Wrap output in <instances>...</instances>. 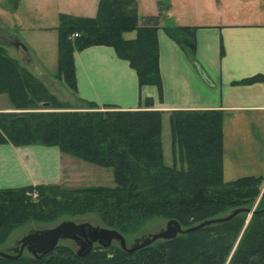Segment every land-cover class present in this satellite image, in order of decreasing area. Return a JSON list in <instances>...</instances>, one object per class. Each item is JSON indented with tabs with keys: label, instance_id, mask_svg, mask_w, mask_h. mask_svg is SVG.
<instances>
[{
	"label": "trees",
	"instance_id": "1",
	"mask_svg": "<svg viewBox=\"0 0 264 264\" xmlns=\"http://www.w3.org/2000/svg\"><path fill=\"white\" fill-rule=\"evenodd\" d=\"M14 3L17 0H13ZM140 24L136 0H99L95 16L58 15L57 77L77 92L74 52L92 45L112 46L119 58L135 69L139 85L152 84L163 98L159 67V15ZM196 60L197 26L163 27ZM135 32L132 38L125 33ZM223 53V47L221 46ZM264 81L263 74L242 84ZM0 93H6L17 111H0V143L57 145L63 153L112 169L114 186L66 188L38 184L0 188V245L11 232L30 220H51L56 195H70L71 214L97 212L108 227L130 231L160 216L184 227L247 207L251 195L240 184H260L263 176L248 175L227 181L223 175V117L221 109H178L169 113L172 163L165 161L163 112L142 108L120 109L80 99L76 108L61 103L21 61L0 46ZM49 103L46 111L40 103ZM151 98L140 104L150 107ZM238 186V188H236ZM38 191V201H31ZM253 196V197H254ZM42 203V205H41ZM42 207V208H41ZM247 214L205 225L174 238L127 252L117 242L99 245L80 256L69 244H59L37 259L28 252L17 258L0 256V264H264V204ZM247 222V223H246Z\"/></svg>",
	"mask_w": 264,
	"mask_h": 264
},
{
	"label": "crops",
	"instance_id": "2",
	"mask_svg": "<svg viewBox=\"0 0 264 264\" xmlns=\"http://www.w3.org/2000/svg\"><path fill=\"white\" fill-rule=\"evenodd\" d=\"M42 1L45 0H17L16 3L0 0V13L11 15L4 20H19L23 29L36 34L40 45L28 42L25 46L26 43L18 39L21 45L13 46L16 50L21 47L24 53L20 52L19 57H15L14 53L8 54L21 60L55 95V87L51 84L61 81L56 77L58 23H30V17L25 16V13L39 10ZM48 1L56 4L57 8L59 5L73 6L76 2L94 10L99 3V0ZM136 2L140 24L145 23V17L156 16L153 13L142 15V6L165 14L164 18H159L158 29L163 98H159L155 85H139L135 69L108 45H92L74 52L78 98L101 106L112 104L120 109L148 108L140 102L151 98L153 103L150 108L163 112V126L169 121L172 110L221 109L224 112V179L231 181L248 175L264 177V81L235 83L256 74L264 75V0ZM4 3L7 7H3ZM205 10L225 15L217 22L190 24L181 22L172 14ZM174 25L197 26L196 60L202 69L196 68L180 46L165 33L163 27ZM8 32L11 33L10 29ZM61 84L65 90L68 89L65 82ZM0 111H13L11 101L0 106ZM66 159L68 162H65ZM77 159L63 153L57 145L0 143V188L73 182L77 177L84 176L83 169L86 168L82 162L77 163Z\"/></svg>",
	"mask_w": 264,
	"mask_h": 264
},
{
	"label": "rangeland",
	"instance_id": "3",
	"mask_svg": "<svg viewBox=\"0 0 264 264\" xmlns=\"http://www.w3.org/2000/svg\"><path fill=\"white\" fill-rule=\"evenodd\" d=\"M3 7H7V3H4ZM57 8L56 4H52L48 0L42 1L41 7L39 10H32L30 13H25V16H29L30 23L35 22L37 24L38 22L43 25H51V24H57L58 23V15L59 13H69V14H74V15H80V16H95L96 15V8L95 10L93 8H90V6L85 5L81 6L79 3L74 2L73 6L68 5L67 7H62L61 5L58 6ZM149 8V6H148ZM145 8L141 7L140 8V13L142 15H150L151 13L156 14L158 13L159 18H164L165 14H163L161 11H157L155 13L154 8ZM60 9V11H59ZM78 10V11H76ZM174 18H177L181 22H186L190 24H196V23H204V22H217L220 19H222V16L224 18L225 14H220L217 11H211V10H205L203 12H190V13H184V14H179L177 12L172 13ZM11 17L9 14H4L0 13V46L4 48V50L8 53H14L15 57H19L18 55L21 53H24L23 49H18L16 50V47H14V43L17 37V39H20L25 46L27 45L28 42L33 43L32 45H40L41 42H39L36 38V34L32 33V30L29 31L27 29H23L22 23L18 20L13 21V22H8L4 19ZM10 27V28H9ZM11 31V33L16 34L12 35L8 31ZM135 34L132 33H127L125 34L126 38H132L134 37ZM19 40V41H20ZM34 41L36 44H34ZM56 77H57V71H56ZM58 78V77H57ZM59 79V78H58ZM65 82L64 80L61 79V81H57V87L56 84H51L54 85V89L56 90L55 96L56 98L63 104H70L73 107L79 108L82 106H85L83 102L78 99V96L76 93L71 90L69 87L67 90H65L61 84V82ZM52 83H55L52 81ZM68 86V85H67ZM53 88V87H52ZM53 94V93H52ZM10 100L8 98V95H0V106L6 105L7 103L9 104ZM45 103H40L39 104V109L41 111H46L49 108V103L48 106L44 105ZM13 105V104H12ZM100 109L105 110V108L101 105ZM148 109H151L148 107ZM17 111L18 109L14 108L13 105V111ZM169 119V118H168ZM162 141H163V149L165 153V161L168 164L172 163V154H171V137H170V124L169 121L164 123L163 130H162ZM68 158V157H66ZM77 159V158H76ZM77 163L82 162L85 164L86 168L83 169V175L77 177L73 182L72 181H66L62 184L63 187L66 188H74V187H85V186H91V185H105V186H114V178L112 174V169L109 167H102L95 165L93 163L84 161L82 159H77ZM65 162H68L66 159ZM81 164V163H79ZM81 174V171L79 172ZM82 179V180H81ZM236 188L245 190L247 191V194L251 195L254 190H258L256 192V195L250 196L252 199L251 203L247 205L248 208L250 209H257L258 207L262 206L264 204V180L260 184H250V183H243L239 185ZM34 193L37 194V196H32L31 201L35 203H39L38 201V191L35 190ZM49 205L53 206V210L49 212L46 209H41L40 213L42 214H49L52 216H55L51 220H30L26 222L25 224L15 228L8 239L0 245L1 250H9L15 246V243L19 238H21L24 234H26L30 229L32 228H48L56 225L62 220H74L76 222H81V221H88L91 222L92 224H98L101 226H107L105 223L102 221L100 218L99 214L97 212H86V213H81V214H71L70 209L73 207V200H71L70 195H56L54 198V201H47ZM42 205V203H41ZM42 208V207H41ZM230 212V211H229ZM247 215V220L250 216L249 212H244ZM246 220V221H247ZM167 219L164 217L156 216L153 218H150L143 222L142 224L132 228L130 231L127 232H122L126 238L127 244L130 245L132 244L135 239L141 237L144 234H150L157 232L158 230L165 228ZM247 223V222H246ZM60 244H69L72 245L73 247H76L73 241L71 240H60ZM27 251L24 250V253Z\"/></svg>",
	"mask_w": 264,
	"mask_h": 264
},
{
	"label": "water",
	"instance_id": "4",
	"mask_svg": "<svg viewBox=\"0 0 264 264\" xmlns=\"http://www.w3.org/2000/svg\"><path fill=\"white\" fill-rule=\"evenodd\" d=\"M14 40L16 46L21 45V42L17 38ZM44 105L48 106V103H45ZM254 211H256V209L238 207L223 216L205 219L188 227H184L176 219H168L165 228L154 233L144 234L135 239L130 245L127 244L124 234L116 228L101 226L98 224L95 225L88 221L76 222L74 220L66 219L52 227L30 229L26 234L19 238V240H17L15 246L11 248L10 251L0 249V256L17 258L24 253V250H26L35 258L41 259L54 250L60 244V240L73 241L76 246V253L80 256L90 252L96 244L107 248L114 242H117L125 251L133 252L139 248L148 246L157 240L171 239L179 234L188 233L205 225L228 220L241 212H249V220Z\"/></svg>",
	"mask_w": 264,
	"mask_h": 264
},
{
	"label": "built area",
	"instance_id": "5",
	"mask_svg": "<svg viewBox=\"0 0 264 264\" xmlns=\"http://www.w3.org/2000/svg\"><path fill=\"white\" fill-rule=\"evenodd\" d=\"M33 196H37V194L33 192Z\"/></svg>",
	"mask_w": 264,
	"mask_h": 264
},
{
	"label": "flooded vegetation",
	"instance_id": "6",
	"mask_svg": "<svg viewBox=\"0 0 264 264\" xmlns=\"http://www.w3.org/2000/svg\"><path fill=\"white\" fill-rule=\"evenodd\" d=\"M96 245H97V244H96ZM96 245H95V246H96ZM75 248H76V247H75Z\"/></svg>",
	"mask_w": 264,
	"mask_h": 264
}]
</instances>
